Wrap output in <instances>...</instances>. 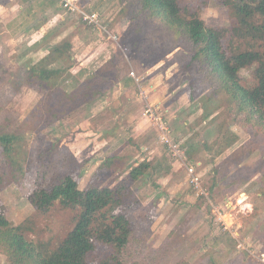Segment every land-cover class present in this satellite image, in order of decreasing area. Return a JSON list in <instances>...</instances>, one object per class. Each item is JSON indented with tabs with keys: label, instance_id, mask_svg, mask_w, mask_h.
Wrapping results in <instances>:
<instances>
[{
	"label": "rangeland",
	"instance_id": "1",
	"mask_svg": "<svg viewBox=\"0 0 264 264\" xmlns=\"http://www.w3.org/2000/svg\"><path fill=\"white\" fill-rule=\"evenodd\" d=\"M78 1L99 11L116 41L57 0H0V127L18 135L19 150V166H11L3 164L0 146V212L12 225L27 224L28 238L56 246L78 208L56 201L41 212L30 198L36 170L57 181L62 162L81 189L91 182L126 187L112 204L135 219L126 264H264L263 133L230 122L213 77L201 65L185 68L186 37L145 14L135 18L132 6L122 11L128 0ZM178 1L207 25H231L232 0ZM64 38L72 42L71 75L56 81L50 95L51 84L44 88L30 78L29 67ZM253 47L264 55V43ZM254 67L239 70L244 85L255 83ZM148 102L164 110L175 147L160 140L143 114ZM226 129L236 140L218 153L230 138ZM143 159L151 167L130 179V167ZM190 166L207 196L190 184ZM112 251L95 241L88 260ZM0 264H9L2 252Z\"/></svg>",
	"mask_w": 264,
	"mask_h": 264
},
{
	"label": "trees",
	"instance_id": "2",
	"mask_svg": "<svg viewBox=\"0 0 264 264\" xmlns=\"http://www.w3.org/2000/svg\"><path fill=\"white\" fill-rule=\"evenodd\" d=\"M45 1L47 4L54 2ZM128 5L132 6L128 8L130 12L136 11L132 14L135 18L145 14L146 18L164 24L175 36L186 37L190 50L185 68L201 65L203 72L213 77L211 83L215 90H220L228 101L225 112L230 122L244 124L264 135V55L253 47L257 42L264 43V0H232L227 4L231 5L229 27L207 25L199 13L182 8L178 0H128L121 10L125 11L123 8ZM71 49V40L61 39L47 46L45 55L29 67L30 78H36L44 88L51 84L50 95L54 94L56 81L61 82L71 75ZM252 64L256 81L244 85L239 70ZM226 131L230 138L222 140L218 153L236 140L234 132ZM17 141V134L0 127L3 164L19 166ZM76 163L80 162L73 159L72 164ZM149 167L151 160L143 159L130 167L128 176L134 180ZM60 173L56 181L45 169L36 170L30 201L41 212L47 211L56 201L63 207L78 208L71 229L56 246L49 248L27 237V224L12 225L0 212V252L6 255L9 264H126L135 219L127 209L115 212L112 208L126 187L91 182L81 189L62 162ZM95 241L110 245L113 251L90 263L88 254L94 249Z\"/></svg>",
	"mask_w": 264,
	"mask_h": 264
},
{
	"label": "built area",
	"instance_id": "3",
	"mask_svg": "<svg viewBox=\"0 0 264 264\" xmlns=\"http://www.w3.org/2000/svg\"><path fill=\"white\" fill-rule=\"evenodd\" d=\"M59 4L69 12H73L79 16L81 21L83 23H87L95 28H99L102 31L106 32L107 36L104 35L105 38L110 39L111 41L117 40V32L114 31L110 26H107V24L103 23L100 20V14L97 10H86L78 0H57ZM116 32V33H115ZM130 75H133V70L129 71ZM140 96L146 97V94L143 90L140 88ZM153 105L151 103H147L146 107L143 111V114L146 116H149V118L155 123V125L159 128V134L158 137L160 140L167 145V143L171 147H175V144L171 143L170 138L168 136V128H166L165 124L166 122L163 120L162 117V110L160 107H152ZM160 108V109H159ZM168 146V145H167ZM188 176L190 184L193 186V188L197 187L196 194L197 195H204L207 196V192L203 190V188L200 185V182L198 180V176L194 173L193 168L190 166L188 167Z\"/></svg>",
	"mask_w": 264,
	"mask_h": 264
},
{
	"label": "crops",
	"instance_id": "4",
	"mask_svg": "<svg viewBox=\"0 0 264 264\" xmlns=\"http://www.w3.org/2000/svg\"><path fill=\"white\" fill-rule=\"evenodd\" d=\"M158 134H159V131H158Z\"/></svg>",
	"mask_w": 264,
	"mask_h": 264
}]
</instances>
